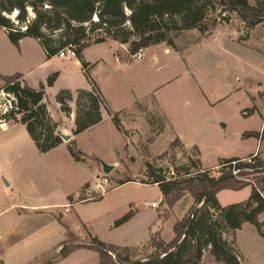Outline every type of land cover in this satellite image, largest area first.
I'll return each mask as SVG.
<instances>
[{"label": "trees", "instance_id": "trees-1", "mask_svg": "<svg viewBox=\"0 0 264 264\" xmlns=\"http://www.w3.org/2000/svg\"><path fill=\"white\" fill-rule=\"evenodd\" d=\"M2 1H6L10 8ZM44 5L52 9L45 10ZM28 9L34 12L35 18L26 24ZM13 10L20 12L18 26L2 15V12ZM95 15L98 22L93 20ZM234 18L242 22L248 32L254 30L264 23V0H0V28L5 29L13 44L18 45L24 38L36 39L49 59L63 50L75 49L93 91H79L77 94L74 136L101 123V109L104 107L88 73L89 64L83 58L85 49L107 40L129 45L132 56L160 44L175 48L174 38L179 34L192 30L211 34L218 25L230 24ZM23 26L27 28L25 31ZM56 78L57 74L51 76L47 86H53ZM0 82L4 83L0 93L13 97L12 108L0 115V125L8 122L24 125L41 154L62 145L63 140L57 133L58 123L51 117L45 103L46 87L41 85L38 90L32 89L22 81L21 75L0 76ZM70 101L72 94L69 91H62L57 96L62 112L68 117L71 114ZM256 110V107L247 109L244 116L250 117ZM111 116L115 127L120 130L118 115ZM249 136L264 142V129L262 133L244 135ZM177 147H183L179 139L171 144L170 151ZM68 149L76 162H84V155L74 141ZM193 150L197 160L172 171L156 170L151 163L146 165L150 177L155 178L151 184L159 187L166 206L159 215L160 220L168 221L173 207L187 195L195 203L191 214L174 225L171 242H164L159 233L152 235L148 247L154 252L142 258L138 248L106 244L91 236L90 243H79V238L59 218V223L66 229L67 240L60 246L53 263L66 259L79 249H89L99 255V264H202L204 251L210 249L219 264H242L230 248L226 235L242 230L245 225H253L264 237V158L257 154L245 159L222 160L217 165L218 177H215L212 170L202 166L198 148ZM192 169L197 170L195 175ZM128 182L131 181L119 185ZM246 188L251 190L247 201L226 207L219 204L217 194L221 191L238 192ZM133 217L134 212L130 211L116 222V227Z\"/></svg>", "mask_w": 264, "mask_h": 264}, {"label": "rangeland", "instance_id": "rangeland-1", "mask_svg": "<svg viewBox=\"0 0 264 264\" xmlns=\"http://www.w3.org/2000/svg\"><path fill=\"white\" fill-rule=\"evenodd\" d=\"M2 2L7 8H10L6 1ZM19 13L18 10H13L9 13L2 12V15L8 18L12 24L18 26ZM27 17L30 20L35 18L31 9L27 10ZM231 23L232 27L240 34L238 43H245L251 49H245L241 53L236 51L241 59L238 56L232 59V53L220 52L211 47L194 48L189 54L183 56L185 60L174 54H166L163 49L152 48L145 58L154 53L162 61L160 63L162 69L154 74L153 80L149 83L150 86H155L157 89L154 97L159 106H155L149 100L132 110L117 114L120 130L116 129L109 118H106L100 126L80 136L77 146L87 157V164H69V155L64 149L40 155L32 142L15 145L13 140L9 139L10 134L0 130V171L4 170L14 181L12 188L14 193H17V189H22L25 192L47 193L58 199L64 186L69 189H77L83 181H86L90 182L91 187H94L107 179L109 185L105 187V191H109L119 183L130 180L151 187H128L120 193L121 197L135 194L156 202L160 191L151 184L155 178L148 174L147 163H151L156 170L170 169L172 171L197 160V154L193 149L177 147L173 152L170 151V148L168 150L170 132L157 142V137L165 128L163 120L168 121L172 131L177 129L183 133H190L202 128L203 125L194 117L202 110L199 106L201 89L198 83L205 86L208 91L213 90L214 94L217 92L219 95L228 96L232 90L239 89V94L232 96L224 106L229 112L233 110V103L244 104L245 98L248 102L249 97L246 96L257 93L259 83L264 86V23L254 29V32L242 29L236 18ZM209 35L208 33L202 34L198 30L181 33L174 38L175 47L177 46L179 51H184L201 45ZM96 36L97 34L94 39ZM89 55L91 57L100 56L105 61L94 69L93 78L110 108L113 111L131 108L135 97L137 78L141 73L140 65L124 69L115 62L114 48L111 49L109 45L96 46L89 51ZM2 86L4 83L0 82V87ZM161 87L164 88L160 90ZM99 95L104 103V108H106L100 92ZM255 99L257 105L261 103V107L264 108V89H261ZM12 100L11 95L0 93V115H4L7 112L6 109H10ZM249 106L248 104L245 107ZM158 107L161 109V116L158 113ZM106 110L108 109L106 108ZM250 122L253 128L261 125L258 116L253 117ZM117 130L121 134L122 140ZM213 132L215 133V129ZM160 151L166 152L160 154ZM166 153L167 156H164ZM217 161L212 155H206L202 161V166L212 170V176L215 177H218V168L214 166L218 163ZM173 164L174 166H172ZM106 166L110 168L109 172H107ZM192 172L195 175L197 170L192 169ZM63 175H70L72 182H68L69 185H67L68 183L61 185L56 182V179ZM92 191L91 196H97ZM11 195L13 200H18L15 194ZM249 197V188L238 192L226 191L222 193L220 202L222 206H228L243 203ZM8 200L7 195H0L1 209L8 204ZM141 205L139 208L141 210L147 207L145 204ZM188 205V200L184 199L173 207L171 218L164 224L162 232L165 242L173 240L174 224L184 215L189 216L193 211L192 209L188 210ZM85 212L86 215L93 216L96 210L89 206L85 207ZM78 216L77 212H72L70 216H67L66 222L70 224L68 225H74ZM151 218V213L147 214L146 211H142L136 221L135 228L129 227L116 231L112 229L109 218L106 217L90 224L91 234L89 236L108 244L124 243L125 241L140 244L147 237L141 227ZM262 220L263 217L260 218V221ZM157 225H160V221ZM49 231L55 237L56 230L50 228ZM262 233L264 234V229ZM226 239L242 264H264V237L260 235L257 227L245 225L242 230L226 235ZM78 242L90 243L91 241L87 237L85 241L78 239ZM138 249L142 253V258L148 257L154 252L152 248L148 247V243ZM201 263L219 264L211 255L210 249L204 251Z\"/></svg>", "mask_w": 264, "mask_h": 264}, {"label": "crops", "instance_id": "crops-1", "mask_svg": "<svg viewBox=\"0 0 264 264\" xmlns=\"http://www.w3.org/2000/svg\"><path fill=\"white\" fill-rule=\"evenodd\" d=\"M236 21L239 22L242 29H244L243 23L237 19ZM255 29H257V27ZM251 32H254V30ZM239 35L238 31L232 27V23L221 24L211 32L208 38L203 40L201 45L184 51H179L177 46L172 48L166 45H156L141 51L135 56L130 55L129 45H122L113 41L91 45L83 52V58L84 61L89 64L88 73L98 91L102 94L105 106L109 111L103 107L101 109V123L77 136L73 134L76 129L77 94L79 91H93V85L87 78L86 71L78 58L64 61L56 56L49 59L38 40L24 38L19 41L18 45H15L10 41L5 32H1L0 76L11 77L21 75L22 81L32 89L38 90L41 85L46 87L45 103L51 117L58 123V135L71 136L68 142L63 141L62 145L47 154L64 149L68 152L69 164L84 165L88 163V159L85 157V154L78 149L77 141L80 136L100 126L106 118L112 121V114H121L122 112L132 110L139 106V104L149 102V100L152 101L155 106H159L154 97L157 89L155 86H150L149 83L153 80L154 74L162 69L160 64L162 61L159 56L154 53L152 55L149 54L147 58H145V55L152 48L163 49L166 54H174L176 57L180 56L185 60L183 56L189 54L194 48L211 47L220 52L225 51L230 54L232 53V59H235V57L238 56L236 51L241 53L245 49L251 50L247 44L238 43ZM101 45H109L111 49L114 48L115 62L124 69L133 65H140L139 68L141 73L137 78L138 82L136 83L135 97L131 108L113 111L93 78L94 69L102 65V63H105V61L100 56L91 57L89 51ZM238 58L241 59L240 56H238ZM54 74H57L55 83L53 86L48 87L47 81ZM198 84L201 89L199 106L202 110L194 117L203 125L202 128L196 132L190 133H183L177 129L172 131L171 126L168 125V121L166 122V120H163L165 128L157 137V142H159L161 137L166 133L170 132L168 150L171 144L176 139H179L185 149L198 148L202 164L206 155L215 157L218 163L214 166H217L222 160L234 158L245 159L257 154H260L261 157L264 158V142L255 137H244L247 133L263 132L264 108L261 107V103L257 105L255 98L261 89H264V86L259 83L257 93L246 96L249 97L248 102H246L245 98L244 104L240 102L233 103V110L229 112L224 106L232 96L239 94V89L232 90V93L226 96L222 94L219 95L217 92L214 94L215 91H208L205 86L203 87L200 83ZM163 88L164 87H161L160 90ZM62 91H69L72 94V101L68 103L71 109L70 117L62 112L61 105L57 102V96ZM248 104L251 107H245ZM253 107L257 109L255 113L250 117L244 116V111ZM157 109L161 116L160 107ZM255 116L260 118L261 125L253 128L250 120ZM214 129L215 133L213 132ZM0 130L7 134L9 133V139H12L15 145H22L23 142H32L40 155H47L41 154L38 151L24 125L14 122L2 123L0 125ZM119 136L122 140L120 133ZM72 141L76 143L77 149L84 155V162H76L71 156L68 148ZM164 152L160 151L159 153L162 154ZM91 172L94 176L92 169ZM0 178V195H7L9 199L8 204L5 205L4 208H0V264H99V255L89 249H79L66 259L58 263H53V259L58 255L61 249L60 246L67 240L66 229L59 223V218L81 241H85L91 234L89 226L94 221H100L108 217L112 229L120 231L129 227L135 228L137 226L136 221L140 217L141 212L146 211L147 214H152V218L148 219V222L141 227L142 232L147 236L146 239L140 244H132L125 241L124 243H113L112 245L139 248L147 244L151 236L156 233H159L162 238L164 224L167 221L163 222L160 220L159 215L164 212L166 206L163 204V196L157 185H152L153 187H157L160 191V196L156 202L135 194L121 197L120 193L128 187H151L134 181L123 185H117L104 194H101L96 185L91 187L90 182L83 181L77 189H69V187L64 186L63 190L59 193V198L56 199L47 193L25 192L22 189H17V193H14V190H12L14 181L4 170L0 171ZM56 182L65 185L68 182H72V179L70 175H63L61 178L58 177ZM67 185H69V183ZM91 190H93L92 192L97 196H91ZM226 191L229 190L221 191L217 194V200L220 205V197L222 193ZM11 194H15L18 200H13ZM184 199H187L189 202L188 210L193 209L195 206L193 198L187 195ZM141 204H145L147 207L141 210L139 209L142 206ZM89 206L94 207L96 210L93 216L86 215L85 207ZM130 211L134 212V217L130 221L116 227V222L126 216ZM72 212H77L79 216L75 219L76 223L69 226L70 224L66 222L67 216H70ZM184 216L183 218L186 217ZM159 221L160 225H157ZM50 228L56 230L55 237H53V234L49 231ZM163 241L165 242L164 239Z\"/></svg>", "mask_w": 264, "mask_h": 264}, {"label": "built area", "instance_id": "built-area-1", "mask_svg": "<svg viewBox=\"0 0 264 264\" xmlns=\"http://www.w3.org/2000/svg\"><path fill=\"white\" fill-rule=\"evenodd\" d=\"M44 9L45 10H51V6L49 5H44ZM95 22H98V18L97 16L95 15L94 16V19H93ZM30 19L27 20V23L26 24H29L30 23ZM24 24V25H26ZM27 28L25 26H23L22 30L25 31ZM1 32H5V29H1L0 28V33ZM58 57L61 59V60H64V61H69V60H72V59H76L77 58V54H76V51L75 49H66V50H63L61 51L59 54H58ZM11 102H10V109H11ZM8 111V109H6ZM6 113V112H5ZM109 185V182L107 179H104V181L101 183V184H98L97 185V188L98 190L101 192V194H104L106 191H105V187Z\"/></svg>", "mask_w": 264, "mask_h": 264}, {"label": "water", "instance_id": "water-1", "mask_svg": "<svg viewBox=\"0 0 264 264\" xmlns=\"http://www.w3.org/2000/svg\"><path fill=\"white\" fill-rule=\"evenodd\" d=\"M61 138H62L63 141H66V142H68L71 139V137L67 136V135H61ZM105 168L107 169V172H109L110 168L108 166H106Z\"/></svg>", "mask_w": 264, "mask_h": 264}]
</instances>
